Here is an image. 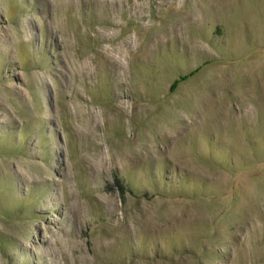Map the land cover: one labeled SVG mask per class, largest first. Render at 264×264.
Segmentation results:
<instances>
[{
    "label": "rangeland",
    "instance_id": "374dc122",
    "mask_svg": "<svg viewBox=\"0 0 264 264\" xmlns=\"http://www.w3.org/2000/svg\"><path fill=\"white\" fill-rule=\"evenodd\" d=\"M0 264H264V0H0Z\"/></svg>",
    "mask_w": 264,
    "mask_h": 264
},
{
    "label": "trees",
    "instance_id": "16d2710c",
    "mask_svg": "<svg viewBox=\"0 0 264 264\" xmlns=\"http://www.w3.org/2000/svg\"><path fill=\"white\" fill-rule=\"evenodd\" d=\"M115 183H116L118 189L120 190L121 194H123L125 192V186L123 185L121 180L118 178H115Z\"/></svg>",
    "mask_w": 264,
    "mask_h": 264
},
{
    "label": "bare ground",
    "instance_id": "6f19581e",
    "mask_svg": "<svg viewBox=\"0 0 264 264\" xmlns=\"http://www.w3.org/2000/svg\"><path fill=\"white\" fill-rule=\"evenodd\" d=\"M134 5V4H133Z\"/></svg>",
    "mask_w": 264,
    "mask_h": 264
}]
</instances>
